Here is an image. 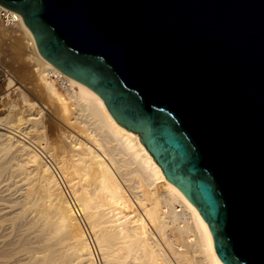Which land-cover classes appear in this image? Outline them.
<instances>
[{
    "label": "water",
    "instance_id": "obj_1",
    "mask_svg": "<svg viewBox=\"0 0 264 264\" xmlns=\"http://www.w3.org/2000/svg\"><path fill=\"white\" fill-rule=\"evenodd\" d=\"M88 84L207 221L264 264V0H0Z\"/></svg>",
    "mask_w": 264,
    "mask_h": 264
},
{
    "label": "bare ground",
    "instance_id": "obj_2",
    "mask_svg": "<svg viewBox=\"0 0 264 264\" xmlns=\"http://www.w3.org/2000/svg\"><path fill=\"white\" fill-rule=\"evenodd\" d=\"M10 10L17 16L10 38L24 37L46 98L72 128L51 145L31 101L14 119H0V264H96L76 209L104 264H226L207 221L140 134L117 123L92 87L44 57L22 14ZM38 151L50 156L74 203Z\"/></svg>",
    "mask_w": 264,
    "mask_h": 264
},
{
    "label": "rangeland",
    "instance_id": "obj_3",
    "mask_svg": "<svg viewBox=\"0 0 264 264\" xmlns=\"http://www.w3.org/2000/svg\"><path fill=\"white\" fill-rule=\"evenodd\" d=\"M11 30V25L6 26L0 23V119H14L24 109L26 103L34 102L37 107L41 108L40 133L48 139L51 145L55 144L58 140L63 139L62 131L71 130L72 127L60 121L59 115L53 108V102L46 98L43 83L35 69L38 64L33 61L32 57L28 56L30 50L25 45L24 37L19 35L21 38L12 39L10 33L13 32ZM15 86L17 88L12 89ZM23 141L29 143L30 140ZM39 154L51 166L65 188L66 195L74 203L64 179L50 156L42 151ZM76 215L93 249L96 264H104L90 227L77 209Z\"/></svg>",
    "mask_w": 264,
    "mask_h": 264
},
{
    "label": "built area",
    "instance_id": "obj_4",
    "mask_svg": "<svg viewBox=\"0 0 264 264\" xmlns=\"http://www.w3.org/2000/svg\"><path fill=\"white\" fill-rule=\"evenodd\" d=\"M17 21V16L13 11L0 4V23L10 26Z\"/></svg>",
    "mask_w": 264,
    "mask_h": 264
}]
</instances>
